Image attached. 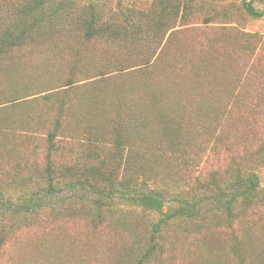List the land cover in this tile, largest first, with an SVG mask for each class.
I'll list each match as a JSON object with an SVG mask.
<instances>
[{
	"label": "rangeland",
	"instance_id": "obj_1",
	"mask_svg": "<svg viewBox=\"0 0 264 264\" xmlns=\"http://www.w3.org/2000/svg\"><path fill=\"white\" fill-rule=\"evenodd\" d=\"M251 1L260 17L243 0H62L22 20L23 0H0V264H264ZM92 13L122 38L86 40Z\"/></svg>",
	"mask_w": 264,
	"mask_h": 264
},
{
	"label": "trees",
	"instance_id": "obj_2",
	"mask_svg": "<svg viewBox=\"0 0 264 264\" xmlns=\"http://www.w3.org/2000/svg\"><path fill=\"white\" fill-rule=\"evenodd\" d=\"M57 2L62 3V0H23V2L19 6V10H17V14L22 20L35 19L36 17L41 15L47 8L56 4ZM243 3H244L245 10L249 16L254 17V18L261 16V13H259L255 9L251 0H243ZM56 13H59L58 9ZM77 22L84 33L85 39L88 41L99 39V38H105L108 40L115 41V40L122 38V33L119 32L120 30L119 31L116 30L112 24L97 22L96 16L94 15V13H92L88 18L85 17V18L78 19ZM163 23H164V20L160 19L156 23L157 29H160ZM21 37H22V34L16 36V39H20ZM1 47H2V43L0 42V49ZM235 185L237 188H242L243 194H247V197L250 196L253 193V191L256 189V183L252 181L249 184H246V183L242 184L241 182H239V180H237ZM237 195H238V192L235 191V187H234L233 197ZM192 204L193 203L185 204V202H183L182 206L185 205V209L181 210V214L184 216L186 214L188 215V217H196L204 213L203 212L202 214H200L202 210L198 209L196 204L195 205H192ZM231 204H232V199L227 200L225 205L222 204V206L224 207V209L229 210Z\"/></svg>",
	"mask_w": 264,
	"mask_h": 264
}]
</instances>
